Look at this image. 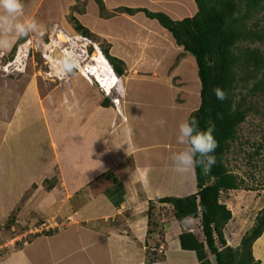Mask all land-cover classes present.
I'll list each match as a JSON object with an SVG mask.
<instances>
[{
    "label": "crops",
    "instance_id": "0c3cea01",
    "mask_svg": "<svg viewBox=\"0 0 264 264\" xmlns=\"http://www.w3.org/2000/svg\"><path fill=\"white\" fill-rule=\"evenodd\" d=\"M45 1L38 0L31 13L25 8L26 3L21 19L28 21ZM102 1L106 11L111 14L110 17L101 14L96 0H47L50 3L47 11L52 12V9L61 4L68 14L70 9L84 2L82 9L74 8L72 14L94 35L101 36L102 41H109L112 55L124 60L128 66L134 62L146 66L151 62L162 67L161 70H165L161 61L165 60L167 66L168 58L171 56L173 63L179 54V48L167 36L168 32L156 19L147 17L144 12L130 15L118 12V8L162 11L175 20L191 17L197 12L195 0ZM10 38L12 37L0 35V39ZM18 40H14L10 47H0V60ZM172 45L175 47H171ZM182 58L186 63L187 56ZM192 60L197 74L196 62L193 58ZM182 65L180 61L177 69L187 73V68ZM161 74L160 77L138 74L128 78L127 81L130 82L122 83L124 99L119 104H112L109 98L110 105L103 106V100L108 98L105 97L98 110H89L85 106L83 111H88L87 119L76 117L70 120L74 125L62 140L55 137L45 115L46 98H39L38 93V98L30 93L33 95L32 98L28 97L30 103L25 99L23 102L27 105H18L19 115L17 113L14 118L5 120L6 123L0 125V138L4 142L0 150V208L4 207L0 210V223L15 212L17 218L26 221L28 225L42 219L41 224L59 228L51 235L42 232L34 234L35 237L10 252L2 260L3 264H29L30 245L41 237L53 238L56 235L57 240H52V254L59 255L57 259H52L54 257L49 255L46 264H63L61 256L68 264H199L196 252L182 249L179 236L183 231H192L201 237L200 221L189 218L179 222L172 218L174 213L170 204L158 202L167 196L182 197L196 193L198 187L195 172L191 186L186 190L182 185L180 194L165 184L164 167L159 168V163L155 164L152 158L161 160V151L165 147L168 152H165L163 158L166 161L181 146L173 134L163 138L154 130L162 116L156 115L155 109L162 110L164 102L155 105L149 115L147 107L136 102L135 90L134 94H130L133 84H142L149 79L160 81L158 88L161 87L165 92L159 89L161 95H169L173 91L170 95L172 101L167 102V108L174 113L178 112V105L183 106L182 100L184 101L179 91L184 88L176 86L179 83L174 85L173 78L166 75L167 71L165 75ZM127 92L128 100L125 98ZM198 104L200 105V100ZM199 105L190 109L188 118ZM20 107L27 112L21 114ZM40 128H45L46 137L43 143L36 145L33 135ZM28 131L31 134L27 135ZM166 166L170 180V164L166 163ZM35 185L36 188L33 189ZM234 191L236 190H231L228 194L231 196ZM26 192H30L27 199ZM24 197L26 201L23 200ZM229 200L227 206L234 211L233 199ZM150 202H154L156 206V218H161L157 221V226L149 225ZM232 221H235L239 229L244 222L234 218ZM174 222L184 226L180 230H174ZM34 225L38 227L39 224ZM53 226L52 230L55 229ZM153 228L157 229L148 238V230ZM161 231L164 234L161 235ZM226 233L227 230L225 237ZM20 238L22 236L18 235V239ZM258 243L264 246V233L254 243L253 250ZM254 255L262 264V259L256 253ZM69 259H72L71 263L68 262Z\"/></svg>",
    "mask_w": 264,
    "mask_h": 264
},
{
    "label": "rangeland",
    "instance_id": "374dc122",
    "mask_svg": "<svg viewBox=\"0 0 264 264\" xmlns=\"http://www.w3.org/2000/svg\"><path fill=\"white\" fill-rule=\"evenodd\" d=\"M26 3H28L27 6ZM37 3L38 0H23V4L26 6L25 8L28 9L29 12ZM83 5L84 2L78 3L72 9L69 8L70 12L66 14V9L63 8L61 4H58L56 9L54 8L52 12H49L47 10L49 9L50 3H47L46 0L42 4V7L39 6L41 8L37 9L28 18V21L35 20L38 22V24L42 26L44 34L42 37L35 33L30 34L25 42L17 44V51L13 58L10 57L8 52L3 55L0 60V125H2L5 120H9L16 116L18 113L17 107L20 103L22 105H27V103L23 102L25 99L30 103L28 97L31 96L30 98H32L33 95H30L31 93L35 94L37 98L38 95L41 99L46 98V118H48L52 126L51 128L54 130L55 137L62 140L63 137L66 136L67 131L69 132L72 130L74 122H69L70 120L76 117L83 120L87 119L88 111H83L85 106H88L89 110H98V108H100V103L105 97L110 98L112 104L114 100L119 104L120 101L124 99L122 83L125 82L126 84V82H130L127 81L128 78L138 74H140V76L149 74L154 77H160V73H162L161 75H165L167 71L166 75L173 78V84L179 83L176 86L184 88L182 91H179L180 97L184 99V101L182 100L183 106L178 105V112L174 113L171 109L167 108V102L172 101L170 95L173 91L169 95H161L160 90L163 92L164 90L161 87L158 88V83L160 81H150L149 79L142 84H133V91H131L130 94H134L135 90L136 102L143 103L144 108L147 107V113L149 115L152 113V109L155 108V105L157 106L158 104L160 105V102H164L162 110H157L158 108H156L155 113L156 115L162 114L160 120L163 119L166 123L163 127H160L156 123L154 130L157 135L160 134L163 138L173 134L176 139L178 125L188 118L190 109L192 110L199 105L198 103L200 100L199 80L195 71V65L194 67L192 65L193 57L191 54L184 55L185 57L187 56L185 60L186 63H184L182 57L178 58L177 61L174 60L172 63L173 59H171V56L168 58L169 61L167 64L169 65L166 66L165 60L161 61V63L164 64L163 68H165V70H161L162 67H158V64L151 62L146 66L135 62L134 64H130V66L126 64L125 74L123 76L116 75L110 63L102 56L105 61L101 60L102 63L98 65L97 69L92 68L91 75H89L83 68L87 67L88 69L94 65V59L102 55L99 49L101 48V43L105 46L109 41L107 39L102 41L101 36L97 34H95V41H93L75 32L73 24L70 22V16L74 8L81 10ZM104 16L110 17V13L105 11ZM260 19L261 25H264V15H261ZM166 34L170 37L169 33ZM93 43H97L98 49L94 47ZM72 45H77L79 51L82 53V62L79 70L69 76L57 75L55 64L60 56L70 50ZM247 45L251 47L255 46V44L249 43L241 44V46ZM171 47L175 46L172 45ZM262 48L264 49V46H262ZM179 51H182V49ZM168 53L171 52L169 51ZM180 61L183 64L182 67L184 66L187 68V73L182 72L181 69H177L180 65ZM83 73L86 74L83 75ZM121 77H123V79ZM251 86L252 83L248 85V87ZM247 91L248 88L244 89V94L242 95H246L247 103L251 104L257 112L250 113L246 120L240 125L237 139L231 142L230 149L226 156L227 167L233 174L240 177L243 184L238 190L231 193V196H226L225 194L222 197V201L226 204L229 203L230 198L233 199L232 205L236 206H234V211H232L233 218L240 220L241 223L244 220L240 229L235 225V221H230L231 223L229 222L225 227L224 231L227 230L228 232L226 233L227 244L234 248L240 246L242 238L249 231V228L254 225V218H256L257 213L264 207V94L250 96ZM136 92L139 93L136 94ZM236 92H238V90ZM127 94L128 92L125 98ZM240 97L241 95L238 96V99ZM20 108L21 114L27 112L23 107ZM44 131L45 128L36 132V135H33V140L36 145L39 142L43 143L44 137H46ZM28 132L27 135L31 134V131ZM70 134H72V131ZM1 145L2 147L4 146L2 137L0 138V150H2ZM180 146L181 149L179 148V150H182L183 147L182 145ZM165 152L167 153L168 151L164 147L161 151L162 159L158 160L156 157H153L152 161H154L155 164L159 163V168L164 167L166 174L164 180L165 184L169 187H173L174 191L180 194L182 193L180 189L182 185L183 189L186 190L191 186L194 178V171L188 174L177 175L173 169L171 158L169 157L166 161L165 158H163ZM256 152L259 153L257 154ZM166 163L167 165L170 164V180H168L169 173ZM1 166L2 155L0 151V167ZM34 188H36V185L33 186V189ZM29 195L30 192H26V199ZM177 196L179 197V195ZM25 197L23 198L24 201H26ZM3 208L4 207H1L0 210ZM172 218L175 217L172 216ZM41 222L42 219L35 223L40 225ZM7 224L8 219L0 223V264H3L2 260H4L10 252L18 249L26 240L35 237L36 235L33 236L34 234L41 232V227L39 225L37 227L31 224V226L23 220H19L17 224L15 223L14 226L12 225L9 228H7ZM172 225H174V230H180L184 226L179 222H174ZM52 226L43 225V233L53 232L55 229L59 230L56 226H53L55 229L52 230ZM246 229H248V231ZM18 235H21L22 238L18 239ZM57 238V235L53 238L49 236L41 237L32 243L28 251L30 256L29 264H46L49 255L54 257L52 259H57L59 254H52L54 250V243H52V240H57ZM262 246V243L256 244L253 251L254 254L256 253V256L262 259V264H264V246ZM61 260L63 264H68L63 256H61ZM71 261L72 259L68 260L69 263H71Z\"/></svg>",
    "mask_w": 264,
    "mask_h": 264
},
{
    "label": "trees",
    "instance_id": "16d2710c",
    "mask_svg": "<svg viewBox=\"0 0 264 264\" xmlns=\"http://www.w3.org/2000/svg\"><path fill=\"white\" fill-rule=\"evenodd\" d=\"M96 2L104 15L103 1ZM195 3L196 14L180 20L165 12H153L146 8L121 7L117 10L130 15L144 12L147 17L156 19L179 50L182 49L176 61L186 54L193 56L200 83V105L190 113L189 118L194 116L201 129L213 126L217 141L213 153L216 163L211 170L207 173L201 167L194 170L198 191L185 197H163L158 202L170 204L179 222L189 218L200 221L201 237L192 231H183L179 236L182 249L196 252L199 264H261V260L255 258L253 246L264 233V207L257 213L254 225L244 235L240 246L234 248L227 244L224 231L233 213L222 197L225 194L228 196L231 190H238L243 184L226 164L227 153L231 142L237 139L240 125L250 113L257 112L247 103L243 90L248 88L250 96L264 94V25L260 22V16L264 15V0H195ZM70 22L75 32L95 41L94 33L73 14ZM25 41L26 38L19 39L13 46L9 52L11 58L15 56L17 44ZM242 43L255 46H241ZM110 49V43L105 46L101 43L105 59L118 76H123L126 63L112 55ZM250 83L252 86L248 87ZM216 88L226 92L224 101L217 100L214 94ZM102 105L109 106L110 99H104ZM155 210L154 202H150V226H157V221L161 219L156 218ZM17 222V215L13 212L8 218L7 228ZM153 229L148 230V238L157 228ZM53 232L45 233L51 235ZM160 233L164 234L163 231Z\"/></svg>",
    "mask_w": 264,
    "mask_h": 264
},
{
    "label": "clouds",
    "instance_id": "9594fccd",
    "mask_svg": "<svg viewBox=\"0 0 264 264\" xmlns=\"http://www.w3.org/2000/svg\"><path fill=\"white\" fill-rule=\"evenodd\" d=\"M23 12V0H0V35L12 37V39H0V47H10L14 40L27 38L33 33L43 36L42 26L38 22L21 19ZM95 46L97 47V45ZM81 62L82 53L77 45H72L69 51L58 58L55 71L60 76L72 75L79 70ZM214 94L219 101H224L227 97L226 92L220 88L214 89ZM114 103L118 104L116 101ZM165 123L163 119L157 121L160 127H163ZM213 132V126L201 129L194 116L183 120L178 125L176 142L184 147L171 156L173 169L176 173L188 174L197 167H201L205 173L211 170L216 163L213 153L217 148ZM43 225L45 224L40 225L42 233Z\"/></svg>",
    "mask_w": 264,
    "mask_h": 264
},
{
    "label": "bare ground",
    "instance_id": "6f19581e",
    "mask_svg": "<svg viewBox=\"0 0 264 264\" xmlns=\"http://www.w3.org/2000/svg\"><path fill=\"white\" fill-rule=\"evenodd\" d=\"M61 37V36H60ZM85 38V37H84ZM87 39V38H86ZM94 44V43H93ZM96 44H94V47H96L95 46ZM97 49H98V47H96ZM100 49V48H99ZM100 52L102 53V50L100 49ZM102 56H103V58L105 59V56L103 55V53H102V55H100V56H98V57H96L95 59H94V61H95V63H94V65L92 66V67H90V68H88L87 69V67L85 68H83V69H85L86 71H87V74H89V75H91V69L92 68H94V69H97V67H98V65H100V63H102L101 62V60L103 61L104 59L102 58ZM106 61H108L107 59H105ZM104 60V61H105ZM108 63V62H107ZM109 65V64H108ZM112 67V66H111ZM85 72V71H84ZM86 73H83V75H85ZM117 75V74H116ZM93 76V75H92ZM115 101V100H114Z\"/></svg>",
    "mask_w": 264,
    "mask_h": 264
}]
</instances>
